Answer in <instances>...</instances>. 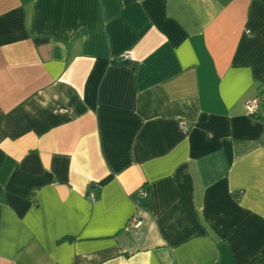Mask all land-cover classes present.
Here are the masks:
<instances>
[{
    "label": "crops",
    "instance_id": "crops-1",
    "mask_svg": "<svg viewBox=\"0 0 264 264\" xmlns=\"http://www.w3.org/2000/svg\"><path fill=\"white\" fill-rule=\"evenodd\" d=\"M262 252L264 0H0V264Z\"/></svg>",
    "mask_w": 264,
    "mask_h": 264
},
{
    "label": "built area",
    "instance_id": "built-area-1",
    "mask_svg": "<svg viewBox=\"0 0 264 264\" xmlns=\"http://www.w3.org/2000/svg\"><path fill=\"white\" fill-rule=\"evenodd\" d=\"M128 56H129V54H127V53H123L120 55L121 58H127ZM243 106H244V109H245L247 114L257 113L258 98L253 97L251 99L246 100L244 102ZM59 110L65 111L64 108H60ZM178 124H179V127L181 128V130H183L184 132L187 131L188 127H187V124L185 123V121L179 120ZM135 196H137L140 200H144L147 198V190L144 187H139L135 190ZM89 197L93 199L92 194H89ZM131 223L134 226H138L140 224V221L136 220L135 218H132Z\"/></svg>",
    "mask_w": 264,
    "mask_h": 264
},
{
    "label": "trees",
    "instance_id": "trees-1",
    "mask_svg": "<svg viewBox=\"0 0 264 264\" xmlns=\"http://www.w3.org/2000/svg\"><path fill=\"white\" fill-rule=\"evenodd\" d=\"M134 199L136 200L137 204L139 206H147V202H148V194H147V198L144 200H140L137 196L134 195ZM249 264H264V252L257 254L250 262Z\"/></svg>",
    "mask_w": 264,
    "mask_h": 264
}]
</instances>
